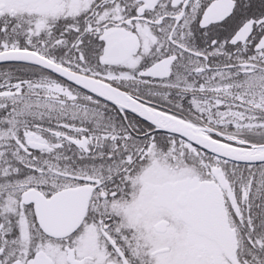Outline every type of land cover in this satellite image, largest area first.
Masks as SVG:
<instances>
[{
  "label": "snow or ice",
  "instance_id": "snow-or-ice-1",
  "mask_svg": "<svg viewBox=\"0 0 264 264\" xmlns=\"http://www.w3.org/2000/svg\"><path fill=\"white\" fill-rule=\"evenodd\" d=\"M0 264H264V0H0Z\"/></svg>",
  "mask_w": 264,
  "mask_h": 264
}]
</instances>
